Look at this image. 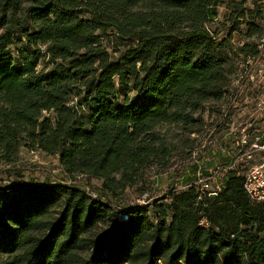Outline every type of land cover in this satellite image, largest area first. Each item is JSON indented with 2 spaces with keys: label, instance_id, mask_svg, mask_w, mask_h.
<instances>
[{
  "label": "trees",
  "instance_id": "obj_1",
  "mask_svg": "<svg viewBox=\"0 0 264 264\" xmlns=\"http://www.w3.org/2000/svg\"><path fill=\"white\" fill-rule=\"evenodd\" d=\"M0 1L12 9L0 14V174L24 148L57 157L68 180L102 183L94 199L0 179V264H264V203L243 177L203 202L175 188L165 204L123 208L124 221L112 206L193 150L207 105L226 102L237 62L259 51L262 0L228 3L230 23L260 34L234 48L208 27L224 0H27L21 17L20 0Z\"/></svg>",
  "mask_w": 264,
  "mask_h": 264
},
{
  "label": "built area",
  "instance_id": "obj_2",
  "mask_svg": "<svg viewBox=\"0 0 264 264\" xmlns=\"http://www.w3.org/2000/svg\"><path fill=\"white\" fill-rule=\"evenodd\" d=\"M258 50L255 56L238 63L241 71L235 84H230L225 105L216 106L220 120L206 125V132L193 150L182 158L184 162L194 163L196 181L179 189L195 188L199 201L218 197L230 179L243 177V189L250 202L264 203V36ZM184 167L186 175L189 171ZM82 189L98 199V194L89 188ZM119 210L122 212L119 221L127 220L123 209ZM200 226L209 228L210 223L203 218Z\"/></svg>",
  "mask_w": 264,
  "mask_h": 264
},
{
  "label": "rangeland",
  "instance_id": "obj_3",
  "mask_svg": "<svg viewBox=\"0 0 264 264\" xmlns=\"http://www.w3.org/2000/svg\"><path fill=\"white\" fill-rule=\"evenodd\" d=\"M20 1L22 2V7L16 12L18 17L22 16L23 9L25 8V6L29 5L27 0ZM232 1L233 0H224L219 4V6L216 8V12H218L216 16L217 19H215L213 22H210L208 27H210L213 31L220 30L219 40L231 34V45L233 48L241 47L249 43L257 44L260 37V34L258 32L252 31L249 26L244 23V21L236 22L234 24L228 21L229 16L232 15V11H230L228 8V3ZM246 1L247 8H254L253 0ZM261 4L264 5V0L261 1ZM4 6V3L0 1V14L5 10L8 16H10L12 13L11 7L4 8ZM85 17L87 16L85 15ZM20 37L21 35L18 34L16 44L11 46V48L8 50V54L10 56H16L18 50L21 48V44L19 42ZM112 53L114 57H116V55H119V52ZM246 60H243V62H245ZM243 62L242 60H239V62H237L235 70L233 69L234 72L231 75V82L234 83L236 81L238 75L237 73L241 71L239 70L240 68L238 67V63L242 64ZM128 98L131 102L139 100V97L135 92L130 93L128 95ZM121 100H125V97H122ZM221 105H207L206 110L203 112V116L206 120L207 126L214 125L217 121L220 120L218 111L219 108L216 106ZM21 151H23L22 161L16 164V167L11 169V171H6L0 174V179H2L4 182L13 181L15 179H23L27 182L33 181L35 183L40 181L43 183L61 182L68 185L76 184L78 186H85L86 188H89L90 192H94L95 194H98V198L100 197L99 191L102 188L101 181L92 178L87 179L82 176L76 178L75 181L68 180L61 170L60 165H58L57 157L48 156L45 153L43 154L36 151H26L24 148ZM184 165L187 166L186 170L189 171L185 172L186 175L182 173V168L184 167ZM194 168V163L189 161L184 162L182 160V157L178 156V158L174 159L173 164L169 168L157 173L152 171L149 174V178L143 185H138L134 189H128L123 196L115 200V202H112V206H114L115 208L126 209L134 207L135 205H148L151 202H148L150 198V200L153 201L161 200L159 202L162 204L164 203L163 199L167 195H169V193H171V190L176 188V190L179 191V188L183 187L184 185L193 184L196 181V177L194 176ZM214 218H216V216H214ZM227 218L230 220L229 217Z\"/></svg>",
  "mask_w": 264,
  "mask_h": 264
}]
</instances>
